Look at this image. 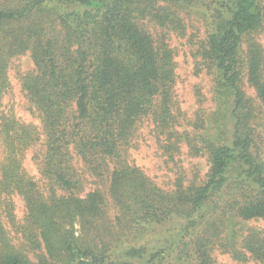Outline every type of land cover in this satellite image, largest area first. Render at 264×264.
Here are the masks:
<instances>
[{
    "label": "trees",
    "instance_id": "trees-1",
    "mask_svg": "<svg viewBox=\"0 0 264 264\" xmlns=\"http://www.w3.org/2000/svg\"><path fill=\"white\" fill-rule=\"evenodd\" d=\"M193 1L0 0V208L14 232L0 219V264H216L213 249L264 264V229L243 233L240 224L264 219L260 112L242 86L245 78L264 107L256 37L264 7L261 0L208 6L197 54L213 73L216 108L209 126L200 114L190 133L176 129L172 113L166 31L184 34L179 10ZM25 53L34 70L20 86L41 130L2 108L10 63ZM146 118L170 159L181 142L207 157L202 182L179 174L165 190L129 162ZM40 142L34 159L42 184L22 165ZM81 176L94 185L83 195ZM13 194L24 202L20 222L6 199Z\"/></svg>",
    "mask_w": 264,
    "mask_h": 264
},
{
    "label": "rangeland",
    "instance_id": "rangeland-1",
    "mask_svg": "<svg viewBox=\"0 0 264 264\" xmlns=\"http://www.w3.org/2000/svg\"><path fill=\"white\" fill-rule=\"evenodd\" d=\"M211 1L214 0H194L186 10L180 9L179 13L184 19L185 32L179 35L173 31L167 32V43L173 50L175 62V82L173 88V106L172 113L178 122L176 129L179 132H194V122L198 115H204L206 125L209 124V117L216 108L214 100V81L213 73L208 72L202 63L197 48L204 41L208 30L209 21L208 6L211 8ZM264 7V0H261ZM153 36H156L160 29L153 25L148 27ZM258 41L264 48V25L262 30L256 34ZM34 70L33 62L29 53L19 55L12 59L8 76L10 88L2 99V108L5 112H13L15 116L24 123H31L41 130L40 120L29 110V103L20 86L21 75ZM243 89L247 97L251 98L258 111V118L255 119L257 129L263 136L261 145L264 155V107L257 99L254 89L248 85L246 79L242 81ZM155 127L151 119H143L136 130L133 138V145L128 151L129 162L138 166L146 175H148L157 185L165 190H171L175 178L183 174L188 180L195 179L198 183L205 179L210 163L206 156H192L184 142L179 143V152L173 154V160L163 152L160 147L162 143L156 136ZM202 131V130H201ZM200 131V132H201ZM43 141V137L41 142ZM38 143L29 148L23 157L22 165L25 171L32 176L38 183L42 184L37 162L34 159L35 153L42 148V143ZM2 158V148L0 144V161ZM81 168V164H76ZM81 195L94 188L90 183V178L83 176ZM0 199V204L1 200ZM13 205L15 219L22 221L25 213L24 202L22 198L13 194L6 198ZM111 212L113 210L111 209ZM0 219L5 227L12 233L10 224L4 217L2 208H0ZM243 233L246 229L256 227L264 229V219H251L242 221ZM212 257L216 264H258L252 260L247 262H238L228 253L219 249H213Z\"/></svg>",
    "mask_w": 264,
    "mask_h": 264
}]
</instances>
